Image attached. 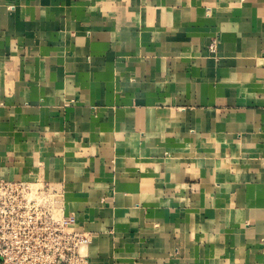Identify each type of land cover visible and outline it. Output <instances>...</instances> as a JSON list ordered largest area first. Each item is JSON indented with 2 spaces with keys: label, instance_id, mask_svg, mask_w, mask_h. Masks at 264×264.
Wrapping results in <instances>:
<instances>
[{
  "label": "crops",
  "instance_id": "1",
  "mask_svg": "<svg viewBox=\"0 0 264 264\" xmlns=\"http://www.w3.org/2000/svg\"><path fill=\"white\" fill-rule=\"evenodd\" d=\"M0 178L90 264H264V0H0Z\"/></svg>",
  "mask_w": 264,
  "mask_h": 264
},
{
  "label": "built area",
  "instance_id": "2",
  "mask_svg": "<svg viewBox=\"0 0 264 264\" xmlns=\"http://www.w3.org/2000/svg\"><path fill=\"white\" fill-rule=\"evenodd\" d=\"M65 201L60 183L0 178V264H90L92 234Z\"/></svg>",
  "mask_w": 264,
  "mask_h": 264
}]
</instances>
